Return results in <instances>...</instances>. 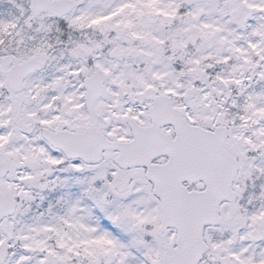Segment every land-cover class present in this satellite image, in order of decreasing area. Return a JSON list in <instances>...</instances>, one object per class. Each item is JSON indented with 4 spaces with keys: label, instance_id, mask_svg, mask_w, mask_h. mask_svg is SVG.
I'll return each mask as SVG.
<instances>
[{
    "label": "snow or ice",
    "instance_id": "6c2138e0",
    "mask_svg": "<svg viewBox=\"0 0 264 264\" xmlns=\"http://www.w3.org/2000/svg\"><path fill=\"white\" fill-rule=\"evenodd\" d=\"M0 264H264V0H0Z\"/></svg>",
    "mask_w": 264,
    "mask_h": 264
}]
</instances>
